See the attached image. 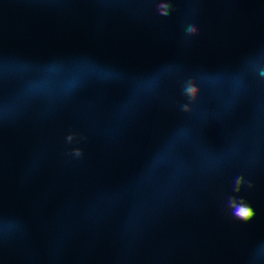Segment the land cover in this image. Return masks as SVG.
Instances as JSON below:
<instances>
[{"label": "rangeland", "instance_id": "1", "mask_svg": "<svg viewBox=\"0 0 264 264\" xmlns=\"http://www.w3.org/2000/svg\"><path fill=\"white\" fill-rule=\"evenodd\" d=\"M170 1L171 12H177L180 0ZM62 2L66 10L53 13L48 22L20 1L0 0V55L42 59L85 54L92 55L102 71L112 65L140 74L169 58L164 43L140 25L106 34L99 29L92 0ZM214 2V11L201 25L182 29L180 36L189 46L183 52L191 66L233 67L240 58L254 55L264 42V0ZM50 11V7L45 11L49 17ZM260 98L262 106L253 126L257 149L264 146V88ZM89 101L88 95H78L54 105L0 106V214L20 220L15 239L7 242L0 233V264H70L69 257L55 247L58 236L44 245L40 235L46 236L44 225L53 215L59 217L58 206L68 221L74 218L75 188L91 168L96 173L87 188L84 214L117 211L109 230L114 260L105 248H97L94 254L103 264H128L127 259L145 257L150 258L148 264H157L158 257L166 255L171 260L167 264H248L253 247L264 239V177L250 171L257 170L259 157L250 158L241 146L247 136H238L242 124L232 118L235 102L215 90L204 96L195 93L193 101H202L205 108L189 119L187 128L204 142L203 159L192 164L186 175L169 180L166 194L158 200L146 199L138 180L132 178L125 192L107 195L106 206L93 208L94 199L108 191V186L119 190L132 177L144 152L136 132L152 128L155 121L137 108L112 129L105 119L95 118ZM23 109L27 110L24 115ZM91 151H98L110 164L116 154L124 152L123 161L114 167L112 185L92 162ZM205 175L218 181L208 195H203L201 185ZM251 188L254 191L248 194ZM129 190L136 194L133 199L126 197ZM195 204L199 212L192 214L190 208ZM181 212L185 218L173 230L143 228ZM214 217L217 231L211 229ZM97 218L79 217L75 235L87 240ZM191 234L199 247L190 242ZM130 241H138L144 251L132 255L127 246ZM257 264H264V258Z\"/></svg>", "mask_w": 264, "mask_h": 264}, {"label": "trees", "instance_id": "2", "mask_svg": "<svg viewBox=\"0 0 264 264\" xmlns=\"http://www.w3.org/2000/svg\"><path fill=\"white\" fill-rule=\"evenodd\" d=\"M10 1H20L30 11L37 12L50 22L54 15L50 11L52 16L49 17L45 11L61 0ZM92 1L98 10L101 32L117 34L126 31L132 24L140 25L164 43L169 58L140 74L112 65L109 71H102L92 55L85 54L42 59L0 55V106L11 109L35 103L54 105L67 103L78 95H88V104L93 106L95 118L105 119L112 129H116L123 117L133 114L137 108L145 117L155 121L152 128L136 132V140L144 152L141 153L142 162L132 177L125 179L124 186L119 190L111 192L107 189L99 194L93 201V208L106 206L107 195L116 197L125 192L132 178L138 180L146 199L158 200L166 194L169 180L186 175L192 164L200 163L205 144L187 128L189 119L205 108L202 101H193L196 92L204 96L215 90L222 98L233 100L235 110L232 118L240 120L242 124L238 136H247L241 144L244 152L250 158L262 154L264 146L257 149L258 136L253 126L262 106L260 92L264 88V42L259 44L254 55L240 58L233 67L221 65L209 69L191 66L187 54L183 52L189 46L186 39L181 37L182 29L188 25L195 28L201 25L206 16L214 11V0H180L175 13L171 12L170 0ZM4 117L6 119L4 115L1 118ZM147 147L149 150H145ZM252 191L254 188L246 192L249 194ZM57 210L59 217L53 215L51 222L47 221L44 225L47 226L46 236L40 235L44 245L52 236H58L55 247L69 257L70 264H103L99 256L97 259L94 257L99 247L105 248L108 256L111 255L114 260L111 254L112 239L104 216L97 218L89 237L84 240L75 235L74 225L67 220L63 208L58 206ZM195 210V207L190 208L192 214ZM201 210L212 213L208 208ZM89 214L83 213L80 217L93 218ZM17 222L20 220L15 221L11 216L0 214V233L5 241L16 238ZM214 222L215 217L211 229L217 231ZM189 240L200 246L193 234ZM127 246L133 251L132 255L138 256L144 251V246L138 247V241H130ZM263 258L264 239L253 247L248 264H257Z\"/></svg>", "mask_w": 264, "mask_h": 264}, {"label": "built area", "instance_id": "3", "mask_svg": "<svg viewBox=\"0 0 264 264\" xmlns=\"http://www.w3.org/2000/svg\"><path fill=\"white\" fill-rule=\"evenodd\" d=\"M66 8H67V4L62 2L61 0V1H58L57 3H54L50 9L52 13L59 14L65 11ZM22 111H24V114H25L27 110L23 109ZM91 155L93 156L92 162L95 163L97 165V169L104 174L103 177L106 179L108 184L112 185V182L115 179L114 167L116 164H119L123 161L124 152H119L118 154H116L115 159L111 164L109 162L102 160L101 159L102 157L99 155L98 151L97 152L91 151ZM256 162H257V170H250V171L257 173L261 177H264V151L259 156V158L256 159ZM95 173L96 171H94L92 168L88 170L86 174L84 175L82 185L81 186L78 185L75 188V192L73 196V205H74V209L76 213L73 219L71 217L69 218L72 221L73 225L76 227V229L79 226V223H78L79 217L81 214L84 213L83 202L86 199L87 188L93 185L94 183L93 174ZM217 183L218 181L215 177H210L207 175L203 176L202 181H201V185L203 188V195L210 194L211 191H213V189L217 185ZM107 189L111 192H115V190H112L109 186L107 187ZM135 195L136 194L131 193L129 190V193L126 194V197L133 199ZM194 207L196 209L195 212L198 213L199 212V209L197 208L198 206L195 204ZM89 215H91L92 217L104 216L106 218L109 230H110V226L113 225L114 220L117 218V212L115 210H110L108 213L101 212L98 214H93V215L89 214ZM184 218H185V213L181 212L176 218H169L168 220L153 223L152 225H145L143 226V228H151L153 229L154 232H156L157 230L161 231L163 228H167V227L173 230L175 229V227H177L179 223H181L184 220ZM116 235L118 236V234ZM145 258L141 260L127 259V263L128 264H148L150 262V258L149 259H147V257ZM168 262H171V260H170V257L166 255L164 257H158L156 263L157 264H167Z\"/></svg>", "mask_w": 264, "mask_h": 264}, {"label": "bare ground", "instance_id": "4", "mask_svg": "<svg viewBox=\"0 0 264 264\" xmlns=\"http://www.w3.org/2000/svg\"><path fill=\"white\" fill-rule=\"evenodd\" d=\"M21 114L23 115L24 114V111H22Z\"/></svg>", "mask_w": 264, "mask_h": 264}]
</instances>
